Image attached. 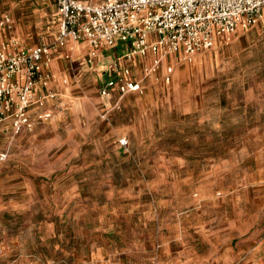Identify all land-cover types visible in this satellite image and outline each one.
<instances>
[{"label":"rangeland","instance_id":"1","mask_svg":"<svg viewBox=\"0 0 264 264\" xmlns=\"http://www.w3.org/2000/svg\"><path fill=\"white\" fill-rule=\"evenodd\" d=\"M32 1L1 10L0 41H55L54 1L38 23ZM84 58L63 60L49 121L0 127V264H226L250 236L264 255V22L170 59L169 85L132 67L143 94L102 98L108 63Z\"/></svg>","mask_w":264,"mask_h":264},{"label":"built area","instance_id":"2","mask_svg":"<svg viewBox=\"0 0 264 264\" xmlns=\"http://www.w3.org/2000/svg\"><path fill=\"white\" fill-rule=\"evenodd\" d=\"M56 5L59 31L53 43L20 48L11 39L0 41V127L7 124L15 135L53 117L58 93L51 88V65L70 42L89 44L91 67L100 50L119 45L125 47L122 62L152 56L145 75L166 66L163 80L169 85L174 74L170 59L190 63L218 41L264 22V0H56ZM11 24L5 16L0 28L9 30ZM144 91L130 67L99 87L104 99L114 92ZM120 146L129 143L123 139Z\"/></svg>","mask_w":264,"mask_h":264},{"label":"crops","instance_id":"3","mask_svg":"<svg viewBox=\"0 0 264 264\" xmlns=\"http://www.w3.org/2000/svg\"><path fill=\"white\" fill-rule=\"evenodd\" d=\"M54 4L52 2H49L50 8H47V11L54 12L57 17L58 21V31H59V15L57 11V5L56 0H53ZM42 0H33L32 6H34V9L32 11L34 12V23L42 22L44 19V16L47 14V11L44 10L42 6ZM6 6L13 9V7L19 6L18 3L13 2V0H0V15L2 13L1 10L6 9ZM58 34V33H57ZM37 46V45H34ZM109 51H114L115 56L112 57L111 55L108 57H105L104 53H108ZM125 47L122 45H119L114 48H108V49H102L99 51L97 57L94 59L93 67L95 65H99L100 63H108L107 68L103 71V75L99 84H102L107 78L110 76L115 75L119 71L123 69V67H132L136 68L138 64L149 63L150 58L152 59V56L148 58H136L132 62H122L120 58L124 54ZM113 52V53H114ZM119 52H122V55H119ZM82 55H85L84 58V65L89 67L88 59L90 56V46L86 42L81 43H72L70 42L65 48L61 49L53 59L52 65H51V72L55 76V80L52 82L51 88L55 87V83L57 82V73H60V67H65V61H73L74 58H78ZM110 59V62H105L107 59ZM57 61V62H56ZM55 62V63H54ZM134 68V69H135ZM133 74L134 71L133 70ZM59 87H57L58 89ZM59 90V89H58ZM235 245V246H234ZM254 236H250L244 240H242L240 243L237 244V241L234 243H231V248L228 249V257L225 258L226 264H264V255L261 254V249L254 248Z\"/></svg>","mask_w":264,"mask_h":264}]
</instances>
